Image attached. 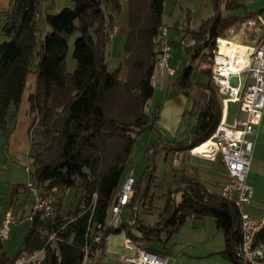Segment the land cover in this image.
<instances>
[{
	"label": "trees",
	"instance_id": "trees-1",
	"mask_svg": "<svg viewBox=\"0 0 264 264\" xmlns=\"http://www.w3.org/2000/svg\"><path fill=\"white\" fill-rule=\"evenodd\" d=\"M71 1L75 7L59 13L51 12V5L43 7L45 31L38 27L42 0H11L0 18V137H9L28 77L35 74V90L29 96L33 116L30 177L41 194L56 188L57 197L54 214H36L23 249L14 257L3 254L0 264H16L23 253L33 257L26 264H83L86 252L99 262L107 237L122 232L135 242L145 243L149 250L167 254L153 249L150 242H162V233L178 231L188 218L207 217H213L224 234L223 257L231 264H247L238 255L241 217L234 203L183 172L157 206L153 160L140 177L132 176L134 192L124 207L121 226H109L138 135L158 129L161 106L153 115L146 107L155 91L152 74L165 25L166 0H126V55L112 72L107 54L109 34L115 26L113 14L107 16L102 0ZM107 2L111 12L122 8L121 0ZM210 2L216 15L204 20L198 30H188L194 42L186 48L187 60L177 75L180 90L193 99L191 114L196 121L186 139L155 144L156 148L162 144L171 149L173 155L191 152L216 131L222 104L211 80L213 61L209 57L216 40L227 30L253 19L252 13H235L241 7L237 0ZM222 3L225 14L220 11ZM74 33H78L74 49L77 68L72 72L67 68V55L69 36ZM204 50H208L204 53L208 67L196 70L192 62ZM197 73H207L210 81L203 82ZM34 133L42 139L35 142ZM72 189L74 199L68 208L65 202ZM142 208L158 210L153 224L141 219ZM257 241L264 242V229Z\"/></svg>",
	"mask_w": 264,
	"mask_h": 264
},
{
	"label": "rangeland",
	"instance_id": "rangeland-1",
	"mask_svg": "<svg viewBox=\"0 0 264 264\" xmlns=\"http://www.w3.org/2000/svg\"><path fill=\"white\" fill-rule=\"evenodd\" d=\"M237 1L241 4V7L235 12L237 15L244 16L248 12L253 14L255 21L258 20L259 15H262L264 18V0ZM121 3L122 8L120 11L111 12L107 0H102V5L105 8L107 16L112 13L119 27V33L113 39H110L108 44L107 62L110 72L115 71L119 67L126 55L125 44L129 33V14L126 0H121ZM46 5H51L50 11L53 13H59L67 7H75V3L71 0H42L38 18V27L42 31L46 29L43 10V7ZM220 11L223 14L226 13L225 3H222ZM1 15L0 18L2 17ZM215 15L216 11L212 7L210 0H166L164 22L169 27V39L175 42L173 45L172 65L176 69L182 71L187 60L186 48L190 47L193 41L192 37L188 34V30H198L204 20L212 18ZM239 32H241V26L237 24L227 30L221 38L233 40L229 37ZM77 36L78 33L69 36L67 68L72 72L77 68V62L74 58ZM0 41H2L1 37ZM207 51L204 50L203 54L192 62L194 69L200 70L201 68L208 67V64L204 60V53H207ZM197 74L198 77L200 75L203 82L208 83L210 81L207 73ZM170 80H168V85H166L167 81L165 80H153L156 90L153 97L148 101L146 107L148 114L153 115L157 112V106L160 105L162 108L167 99L172 98L175 100L179 89L178 86L175 87L172 93ZM35 83L36 75L30 74L27 90L19 109L16 111L15 122L11 125L9 137H0V221L2 217L3 219L6 217L7 211H14L10 238L2 241V245H0V257L3 254H8L12 257L16 256L23 249L25 237L31 227L29 216L32 213V207L27 208L26 203L33 205L34 196L25 192L24 185L28 183L30 172L33 170L32 158L30 157L33 153L32 149L30 153L33 137L30 127L33 118L31 119L32 115L28 113L30 108L28 98L35 90ZM238 108L239 104H230V115L234 116ZM190 109L191 107L187 108L182 117H180L181 114L176 115L174 111L170 114L172 122H180L176 131H173L168 126V128L163 129L161 127L155 131L149 130L139 134L128 167L124 173V180L131 176L138 178L153 163V166H155L154 184L156 185L154 190L159 194L157 206L163 203L165 200L164 194L168 192L171 186L175 187V182L177 179H180L183 172H179V170L184 167V162H189L191 165L197 167L202 174L206 172L210 174L215 173L221 169L218 163L195 158L188 152L180 154L176 160L173 157L171 149L164 148L162 144L157 148L155 147V144L159 141L171 143L187 138L188 133L184 134L183 128L187 124L188 119L194 117L191 114L193 108ZM173 127L174 124L172 125ZM41 139L40 136H35V142ZM147 147L149 148L148 152H146ZM150 160H153V162L151 163ZM214 187L217 190L219 183L216 182ZM74 193L75 189L69 192V196L65 202L68 208L74 199ZM12 197L15 203L11 202ZM139 216L145 223L153 224L157 219L158 210L155 208L153 211H147L142 208ZM161 239L162 242L154 241L150 242V245L153 249L167 253L169 256L168 264H231L221 254L225 249V238L223 232L218 229L213 217L200 220L188 218L178 231L173 232L171 235H167L164 232L161 234ZM138 243H141V241ZM127 253L126 251L124 252V254ZM121 255L123 254H121L120 250L117 252L109 251L101 255L100 259H104V262L107 264H125L121 260Z\"/></svg>",
	"mask_w": 264,
	"mask_h": 264
},
{
	"label": "built area",
	"instance_id": "built-area-1",
	"mask_svg": "<svg viewBox=\"0 0 264 264\" xmlns=\"http://www.w3.org/2000/svg\"><path fill=\"white\" fill-rule=\"evenodd\" d=\"M257 21L260 24L259 31L256 30V21L243 24L251 25L252 29L256 30L253 32L258 33V36L253 44L242 43L244 49L237 53L238 56L221 52L220 37L216 40L213 55L209 57L213 61L211 80L222 104V118L216 131L205 142H211L212 146H209V152L202 157L210 161L220 158L223 163L226 180L219 193L224 199L234 203L239 211L242 242L238 248V255L247 264H264V242L257 241L258 234L264 229V213L255 214L248 209L253 203L255 192L253 184L249 181V173L264 113V18L259 16ZM118 33L119 27L114 26L109 34L110 39ZM172 59L173 44L169 39V27L164 25L154 59L153 80H170L178 75L177 69L172 65ZM233 76L238 78L237 86L231 81ZM230 103L239 104V109L246 114V118L229 124L226 114ZM194 149L191 150L192 154ZM133 183L134 179L131 176L118 193L108 221L109 226L114 228L121 226L124 207L134 192ZM26 188L34 196L29 219L33 220L38 213L45 217L52 216L56 209V188L50 194H41L38 184L31 177ZM12 218V211H8L0 227V241L10 238ZM96 241L100 242L101 237L97 236ZM124 248L129 251L121 255V260L125 264H168L169 262L167 254L149 250L145 245L130 238L125 239ZM32 258L27 253H23L16 264H26ZM83 264L104 263L98 262L86 252Z\"/></svg>",
	"mask_w": 264,
	"mask_h": 264
},
{
	"label": "crops",
	"instance_id": "crops-1",
	"mask_svg": "<svg viewBox=\"0 0 264 264\" xmlns=\"http://www.w3.org/2000/svg\"><path fill=\"white\" fill-rule=\"evenodd\" d=\"M10 5H11V0H0V15L1 14L3 15L10 8ZM259 16H262V15H259ZM248 21H255V20L249 19V20H245L242 23H239V25L241 26V32H239L238 34L233 35L232 37H229V38H231L234 41H237L239 43H252V44L255 43L254 41H255V38L258 36V33L255 34L256 32H253L255 29L254 28L252 29L251 25L250 26L248 24L243 25L245 22H248ZM256 22H257V29L256 30L259 31L260 30V24L258 23V21H256ZM164 24H165V22H164ZM115 26H117L116 22H115ZM231 30H233V29H231ZM171 42L173 44H175L174 41H171ZM193 42H194V40L192 41V44H193ZM177 71L179 74L178 69H177ZM165 81H167L166 85H168V83H169L168 80H165ZM170 83L172 84V91L171 92L173 93L174 88L178 86L177 76L175 78H172L170 80ZM178 89H179V92L176 95L175 100H173L172 98L167 99V101L164 103V106L160 109L159 118L156 122L157 128L162 127L164 129V128H168V126H169L170 129H172L173 131H176L178 129V125L180 122H178V123H177V121L172 122L170 119V116H171L170 114H172V112L174 111V112H176V115L181 114L180 117H182L184 112H186L185 110L187 108H189V107H191V109L193 108V99L188 97L185 93H183L180 90L179 86H178ZM172 93H170V94H172ZM230 104H237V103H230ZM29 106H30V104H29ZM28 113L30 114V108H29ZM245 118H246V114L244 112H241L239 108L237 110V113L234 116L230 115L229 108H228V112L226 114V120L229 124H233L236 120H243ZM31 119H32V116H31ZM195 121H196L195 117L188 119V121L186 122L187 124H185V126L183 128L184 134L189 132L191 126L194 124ZM173 124H174V127L172 128ZM256 140L257 141H256L255 152H254V160H253L251 171L249 173V181L253 184V186L255 188V192H254L253 203L248 209L252 213L262 214V213H264V113H263L262 123L259 127V131H258V135H257ZM30 153H31V148H30ZM182 153H185V152L176 153L173 155V157L177 160V156H180V154H182ZM188 153L195 158H199L201 160L204 159V158H202L203 157L202 155L196 154L197 152L194 154H196L198 156L192 154L191 152H188ZM206 161H210V160H206ZM211 162L212 163H218L220 165L221 169L215 173L210 174L209 172H206V173L202 174L199 172V169L197 167L191 165L189 162L188 163L184 162V167L182 169H180L179 172L182 171V172H185L186 174H188L190 176L198 178L200 181H202L207 186V188L209 190L219 193L222 184L226 180V171H225V168H224L223 163H222L220 158H217L215 161H211ZM2 168H4V167H2ZM187 172H189V173H187ZM216 182L219 183V188L217 190H215V187H214V185H216ZM25 186L26 185H24L25 192L29 193ZM16 187H17V185H16ZM16 187H15V189H16ZM11 202L15 203L13 197H12ZM26 207L31 208L32 205H28L26 203ZM7 213H8V211H7ZM12 213L14 216V211ZM2 221H3V217L1 218L0 224H2ZM0 227H1V225H0ZM125 239H127L125 232H122L118 235H116V234L111 235L107 240L104 254H106V252H109V251L117 252L119 250L121 251V254H124L125 251L127 253V250L124 248ZM141 244L146 246V244L143 242H141ZM0 245H2V242H0ZM99 262L107 264L106 262H104V259L103 260L100 259Z\"/></svg>",
	"mask_w": 264,
	"mask_h": 264
},
{
	"label": "bare ground",
	"instance_id": "bare-ground-1",
	"mask_svg": "<svg viewBox=\"0 0 264 264\" xmlns=\"http://www.w3.org/2000/svg\"><path fill=\"white\" fill-rule=\"evenodd\" d=\"M221 41L222 44L220 43L221 46L220 50L222 53L230 54L235 57L238 56L237 55L238 52L244 49L242 43H239L237 41L229 40L226 38L221 39ZM209 146H212L211 142H207L204 145H200L193 150V153L198 152L196 154L205 156V154L209 152Z\"/></svg>",
	"mask_w": 264,
	"mask_h": 264
},
{
	"label": "water",
	"instance_id": "water-1",
	"mask_svg": "<svg viewBox=\"0 0 264 264\" xmlns=\"http://www.w3.org/2000/svg\"><path fill=\"white\" fill-rule=\"evenodd\" d=\"M231 81H232V83H233L235 86L238 85V78H237L236 76H233V77L231 78Z\"/></svg>",
	"mask_w": 264,
	"mask_h": 264
}]
</instances>
